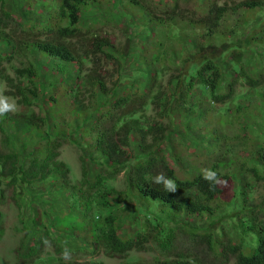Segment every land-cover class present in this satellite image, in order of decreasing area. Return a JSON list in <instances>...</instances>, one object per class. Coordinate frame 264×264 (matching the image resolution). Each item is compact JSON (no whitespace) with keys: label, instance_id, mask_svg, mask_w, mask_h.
I'll return each instance as SVG.
<instances>
[{"label":"trees","instance_id":"16d2710c","mask_svg":"<svg viewBox=\"0 0 264 264\" xmlns=\"http://www.w3.org/2000/svg\"><path fill=\"white\" fill-rule=\"evenodd\" d=\"M110 2L46 0L43 21L22 22L15 19L6 0H0V83L6 82L5 94L30 108L38 92L34 80L39 69L33 57L44 55L38 64L48 68L46 84L39 89L43 116L33 111L0 116L4 145L9 141L2 128L6 122L21 135L33 130L41 145L33 151L22 144V159L12 150L0 151V182L12 187L17 230L22 233L13 264H102L76 261V253L84 252L86 244L92 250L85 252L120 259L119 264H264V194L256 200L251 193L253 183L264 184V96L260 95L264 93V15L252 25L264 10V0L230 5L214 0H123L107 17L126 20L124 27H118L125 34L120 47L97 33L99 20L87 26L81 18L92 6L108 10ZM136 26L144 32L137 41L136 71L145 77L140 89L132 81L119 88L131 43L128 29ZM243 50L257 57L255 72L249 71L251 63ZM101 57L118 68L114 81L95 69ZM88 64L93 66L87 68ZM237 82L247 90L241 98L233 94ZM194 88L207 102L188 101ZM255 90L257 103L252 98ZM228 104L234 109L230 111ZM202 105L207 109L197 110ZM212 105L221 110L211 113ZM147 109L155 110V117L147 115ZM253 113L261 116V126L255 117L246 122ZM49 120H56L52 127ZM226 125L233 127L230 134L229 128H223ZM64 127L84 144L78 149L76 183L57 160ZM173 135L184 140L183 147ZM188 140L192 153H187ZM162 145L169 150L167 156ZM127 149L136 159L130 164ZM159 151L163 155L157 156ZM186 156L196 162H188ZM89 161L97 169L91 179ZM204 168L218 173L215 187L202 178ZM157 172L176 182L174 193L153 184ZM120 173L124 188L115 190L111 182ZM34 184L40 186L38 194L31 192ZM50 186L68 192L52 206L42 196ZM24 197H30L26 204ZM62 204L68 209L61 211ZM127 214L137 229L124 236L117 226ZM2 232L0 224V237ZM175 232L202 245L209 261L177 250ZM81 233L86 244L79 238ZM75 240L81 247H74ZM146 244L157 256L144 263L129 258L131 252L146 250ZM65 245L72 250L68 262L61 258ZM46 248H51L53 257H41ZM0 264L7 263L0 259Z\"/></svg>","mask_w":264,"mask_h":264},{"label":"rangeland","instance_id":"374dc122","mask_svg":"<svg viewBox=\"0 0 264 264\" xmlns=\"http://www.w3.org/2000/svg\"><path fill=\"white\" fill-rule=\"evenodd\" d=\"M23 0H6L7 6H10L9 8H11L12 10V14L15 17V19L17 20H22L23 21H27L30 19H33L35 21H43L45 19L46 16V10L45 8L47 7L46 0H28L29 4H21L20 2H22ZM123 0H111L110 2V6L108 8V10H100L97 7H90L89 10L84 11V13L81 14V18H82V22L86 24L87 26H90L92 24L93 20H99L100 23V27L97 30L98 34L101 35L102 37L107 38L108 42L110 43V45L113 46H117L120 47V45H122L124 43V33H122V30H120L118 27H124L123 25H126V20L125 18L122 17H118L116 20H111L110 18L107 19V17H109L108 12L110 11H115V3L117 2H122ZM155 1H164V0H153ZM215 2H218V4H222V3H226L227 5L232 4V2H237V1H241V0H214ZM27 3V2H26ZM54 3V1H53ZM47 9V8H46ZM263 15H264V10L262 12H260V14L257 16L256 19H254V23H252V25H254L255 23H258L259 21L261 22V20L263 19ZM35 16H38L40 20H36ZM232 16L228 17V20H232L233 18ZM114 18V17H113ZM138 18V17H137ZM135 17L134 18V23L137 24L138 20ZM106 20V21H105ZM109 20V21H108ZM256 26V25H254ZM138 29H128L129 31V35L131 36V43L128 46V54L127 57L124 60L123 63V70L122 72H120L121 74V80H120V84H119V88H122L123 86L126 87L130 84V82H133V87L135 89H140L141 88V83L143 82V78L145 77V74H141L138 75V71H136V69L140 66L139 60L137 58L138 53H139V46H138V40L142 39V37L144 36V32L140 31V26H136ZM249 27V26H248ZM250 28V27H249ZM127 34V33H126ZM248 35V34H245ZM244 37V35L242 36ZM40 59L42 61V59H44V55L40 54ZM243 55L245 60L249 61L250 64V69L252 72H255L257 69H259L258 67V62H257V57L252 53V51L250 50H243ZM39 58L36 59V57H33V61L36 65L37 70L38 71V77L37 79H35V83L37 84V89L38 92L36 93V97L33 99V104L32 106H30V108L24 107L22 105H17L18 106V110L15 113H9V114H21V113H25L28 111H33L34 113H38L40 116H43L42 111L44 110V106L43 104V99L41 100V93L39 91V89L44 86L46 84V79H48V77L46 79L45 75L47 74L46 69L43 65L38 64L40 63ZM225 61L227 62V58L225 59ZM257 62V63H256ZM14 62H12L13 64ZM17 63H14V65H16ZM96 65H94L96 68L95 69H99L100 73L102 75H104L105 78H111V81H114L116 76H118V68H116V65L109 60L104 59L103 57H101L99 59V61H96L95 63ZM70 66L72 65H68L67 68H71ZM89 66H93L92 64H88L87 68H89ZM260 67L263 69V65H260ZM66 68V69H67ZM7 72L8 74L12 77V71L11 69L8 67L7 68ZM136 74V75H135ZM133 75H135L134 79H133ZM161 84L164 86L165 80L167 79L166 76L161 77ZM72 84H78L77 82H75L74 80L72 81ZM108 85V84H107ZM87 87V86H86ZM83 89V88H82ZM195 89V88H194ZM119 90V89H118ZM124 91L127 90V88L123 89ZM247 93L246 88H244L240 82H237L234 85L233 88V94H238V98H241V95ZM258 90L256 92V90L254 91L253 94V100H255V102L257 103L259 101L258 99ZM201 93L195 89L189 96H188V101L191 102H195L197 100L199 101H203V102H207V100L205 99V101L203 100L204 98L200 95ZM7 95V94H5ZM47 95V93L45 94ZM260 95L264 96V93L261 92ZM9 96V95H7ZM11 97V96H10ZM43 98V97H42ZM202 102V103H203ZM201 105V104H200ZM228 109L231 111L234 108L228 104ZM199 108L203 109L206 108L205 105H202L200 107H198L197 110H199ZM207 109V108H206ZM196 110V111H197ZM221 108L218 105H212V110L211 113L215 111H220ZM155 110L152 111V109H147V111H145V113L147 115H151L153 117H155ZM230 115V114H229ZM252 117H255V122L258 123V125H262L261 124V116L259 117L258 113H253V116H251L249 119L246 120V122L250 121V119ZM70 120V119H69ZM160 120V119H158ZM56 121V120H54ZM53 120H49V125L52 127L53 126ZM245 122V123H246ZM243 123V124H245ZM232 127V126H231ZM230 126H225L223 127L224 129L227 130V128H229L228 133L230 134L231 132V128ZM2 128L4 130V134L8 137V143L7 145L3 144V136L0 134V151L1 152H7L9 150L14 151L15 153H17L20 158L23 157L24 152H22L21 149V145L24 144L26 146V148L28 150H32L35 151V148L40 149L41 145L39 143L38 145V141H37V135L36 132H34L33 130L30 131L29 134L26 135H21L19 134L13 127L12 123L10 122H6L2 124ZM233 128V127H232ZM194 136H197L196 134ZM174 138V140L177 142V144L180 147L184 146V140L183 139H177L176 136H172ZM176 138V139H175ZM187 146H188V150L187 153H192L194 149H192L193 144H192V140H188L187 142ZM59 146L56 150L57 153V160L61 163H63L67 169H68V177L70 178V180L73 183H76L79 179V175H80V171H79V162H78V149H84V144L82 141H78V134L73 132L72 129L68 128V127H64L63 128V133H62V137L59 140ZM134 148V147H133ZM160 149H162L163 151H165V155L167 156L168 153V148L166 146H161ZM181 150V148H180ZM87 151V150H85ZM34 153V152H33ZM163 155V152L159 151L157 152V156ZM126 160H128L129 164L133 163L136 161L135 158H133V152L129 149L126 150V155H125ZM187 159L188 162H193L195 163L196 161H192L190 156H186L185 157ZM22 159V158H21ZM94 159V157L92 158ZM94 163H91V161L87 162L86 167H87V172H88V177L91 179L93 177V174L95 173V171L97 170L95 166H93ZM111 185L114 187L115 190H122L124 188V183H123V174L120 173L118 175L115 176V178L113 179V181L111 182ZM39 184H34L33 188L31 189V192L38 194L40 192L39 190ZM52 186H50V191L49 193H43L42 196L43 198L46 199V201L49 203L50 206L52 205H56L54 204L56 201L59 200V197L61 195H67L68 192L65 190H52L51 189ZM29 189V188H27ZM11 192H12V187H8L6 186L5 182L2 181L0 182V224L2 227V236L0 237V259L7 264H13V257H14V251L18 246L20 237L22 235V233H20L17 228H19V225L17 223L16 220V214H17V210L11 200ZM251 193L253 194V198H255L256 200H258L260 198L261 195L264 194V184L263 183H253V189H251ZM28 198L30 197H24V199L22 200L24 204L27 203ZM68 208H66V204H62L61 206V211H65ZM142 220V216L140 215L138 217V222H140ZM204 224H200L199 226L201 228L203 227ZM137 229V223L135 220H133V218H131L128 214L122 216V218L120 219L118 226H117V232L120 235H124V236H128V235H132L135 230ZM80 239L84 241V243L86 244L85 241V234L81 233L79 235ZM175 243H176V249L183 251V252H187L188 255H192V257H195L197 259H201L202 261L206 262L209 261L210 257L209 255L206 253V250L204 249V247L201 245H195L194 243H192L190 240L186 239L185 235H182L180 233L175 232ZM73 242V241H72ZM70 245V243H69ZM74 247L79 248L81 247V243L80 242H76L73 243ZM146 250L143 251H139V252H131L128 256H130L129 258L134 259V260H138L141 262H149L154 256H157V253L153 250V248L149 245L146 244L145 245ZM85 251H90L92 250L91 248H89L86 244L85 246ZM77 252L76 253V261L78 263H84V262H88V261H97V262H102V264H119L121 262L120 259L117 258H108L102 255V253L100 252H94L92 254H89L87 252ZM45 256H50L53 257L52 255V250L51 248L45 249V252L41 255V257H45Z\"/></svg>","mask_w":264,"mask_h":264},{"label":"clouds","instance_id":"9594fccd","mask_svg":"<svg viewBox=\"0 0 264 264\" xmlns=\"http://www.w3.org/2000/svg\"><path fill=\"white\" fill-rule=\"evenodd\" d=\"M6 91V82L0 83V116L7 115L8 113H15L18 110L15 99L5 95ZM201 175L212 187H215L220 180L218 173L211 168L201 169ZM152 182L153 184L162 186L165 192L174 193L177 190L176 182L163 172H157L152 176ZM44 243L47 244V240H45ZM71 255L72 250L65 245L61 251V258L68 262L71 260Z\"/></svg>","mask_w":264,"mask_h":264}]
</instances>
